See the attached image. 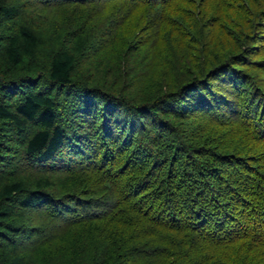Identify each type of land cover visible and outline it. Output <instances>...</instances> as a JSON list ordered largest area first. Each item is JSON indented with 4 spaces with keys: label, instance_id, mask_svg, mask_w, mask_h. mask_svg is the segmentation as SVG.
I'll return each instance as SVG.
<instances>
[{
    "label": "trees",
    "instance_id": "16d2710c",
    "mask_svg": "<svg viewBox=\"0 0 264 264\" xmlns=\"http://www.w3.org/2000/svg\"><path fill=\"white\" fill-rule=\"evenodd\" d=\"M0 264H264V0H0Z\"/></svg>",
    "mask_w": 264,
    "mask_h": 264
},
{
    "label": "rangeland",
    "instance_id": "374dc122",
    "mask_svg": "<svg viewBox=\"0 0 264 264\" xmlns=\"http://www.w3.org/2000/svg\"><path fill=\"white\" fill-rule=\"evenodd\" d=\"M39 24H42V25H47L48 23H50V20H49V17H46V16H42V17H39Z\"/></svg>",
    "mask_w": 264,
    "mask_h": 264
}]
</instances>
